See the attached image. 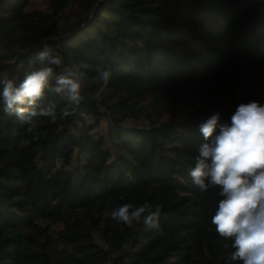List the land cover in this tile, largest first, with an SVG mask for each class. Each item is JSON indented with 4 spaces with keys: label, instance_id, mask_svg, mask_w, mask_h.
<instances>
[{
    "label": "trees",
    "instance_id": "trees-1",
    "mask_svg": "<svg viewBox=\"0 0 264 264\" xmlns=\"http://www.w3.org/2000/svg\"><path fill=\"white\" fill-rule=\"evenodd\" d=\"M44 1L0 0V78L19 83L48 47L84 73V100L33 132L0 100V264H226L220 189L189 173L219 133L205 141L203 122L264 104V0ZM60 19L76 26L55 40ZM144 202L162 205L158 229L110 218Z\"/></svg>",
    "mask_w": 264,
    "mask_h": 264
},
{
    "label": "clouds",
    "instance_id": "clouds-1",
    "mask_svg": "<svg viewBox=\"0 0 264 264\" xmlns=\"http://www.w3.org/2000/svg\"><path fill=\"white\" fill-rule=\"evenodd\" d=\"M35 63L38 66L19 83L0 78L3 111L28 125L29 132L37 128L38 118H48L55 124L74 114L84 100L83 72L64 66L62 57L48 47L35 57ZM97 74L98 99L108 87L112 73L98 67ZM50 97L73 105L72 111L64 109L58 115L57 105ZM230 119V123H220V114L215 113L199 126L205 141L217 129L219 133L210 143L200 146L189 174L201 192L220 189L222 198L211 223L221 238L231 241L232 251L226 264H264V104L241 103ZM161 209L160 204L153 209L150 202L139 206L124 203L111 210L110 218L127 228L143 223L145 230L158 229Z\"/></svg>",
    "mask_w": 264,
    "mask_h": 264
},
{
    "label": "built area",
    "instance_id": "built-area-1",
    "mask_svg": "<svg viewBox=\"0 0 264 264\" xmlns=\"http://www.w3.org/2000/svg\"><path fill=\"white\" fill-rule=\"evenodd\" d=\"M63 22H64V21H63L62 19L59 20V26H60V28H59V31L57 32V34L53 37V39H55V40H61V39L64 38L67 34H69L70 31H72L73 29H75V26H76V23H75V22H76V21H75L74 19H71L69 22L74 23V28L71 27L70 30H68V32L65 33V31H64V29H63V27H64Z\"/></svg>",
    "mask_w": 264,
    "mask_h": 264
},
{
    "label": "rangeland",
    "instance_id": "rangeland-1",
    "mask_svg": "<svg viewBox=\"0 0 264 264\" xmlns=\"http://www.w3.org/2000/svg\"><path fill=\"white\" fill-rule=\"evenodd\" d=\"M38 3H39L40 5H42V6L45 5V1H44V0H39ZM63 24H64L63 29H64L65 33L68 32V30H70L71 27L74 28V23H72V22H66V21H64Z\"/></svg>",
    "mask_w": 264,
    "mask_h": 264
}]
</instances>
